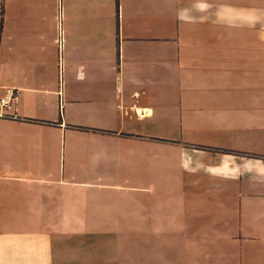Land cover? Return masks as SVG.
I'll return each instance as SVG.
<instances>
[{
	"label": "crops",
	"instance_id": "0c3cea01",
	"mask_svg": "<svg viewBox=\"0 0 264 264\" xmlns=\"http://www.w3.org/2000/svg\"><path fill=\"white\" fill-rule=\"evenodd\" d=\"M0 30V264H264V0H0Z\"/></svg>",
	"mask_w": 264,
	"mask_h": 264
},
{
	"label": "rangeland",
	"instance_id": "374dc122",
	"mask_svg": "<svg viewBox=\"0 0 264 264\" xmlns=\"http://www.w3.org/2000/svg\"><path fill=\"white\" fill-rule=\"evenodd\" d=\"M123 154H111L108 158H106L109 161H117V160H122L125 159L122 156ZM125 165V175L127 177L128 183L130 185H127L126 188L129 191V189H133L134 187H138V178H146L147 177V170L146 169H140L135 166H133L131 163L128 161L124 162ZM137 235V234H135ZM134 241V239H132ZM137 241L132 242V248L130 250L131 252V258L132 260L136 259L137 260V255H138V250H137Z\"/></svg>",
	"mask_w": 264,
	"mask_h": 264
},
{
	"label": "built area",
	"instance_id": "2783aa9c",
	"mask_svg": "<svg viewBox=\"0 0 264 264\" xmlns=\"http://www.w3.org/2000/svg\"><path fill=\"white\" fill-rule=\"evenodd\" d=\"M18 99L16 90L8 89L5 96L0 99V118H8L15 111V103Z\"/></svg>",
	"mask_w": 264,
	"mask_h": 264
},
{
	"label": "trees",
	"instance_id": "16d2710c",
	"mask_svg": "<svg viewBox=\"0 0 264 264\" xmlns=\"http://www.w3.org/2000/svg\"><path fill=\"white\" fill-rule=\"evenodd\" d=\"M0 39H1V30H0Z\"/></svg>",
	"mask_w": 264,
	"mask_h": 264
}]
</instances>
